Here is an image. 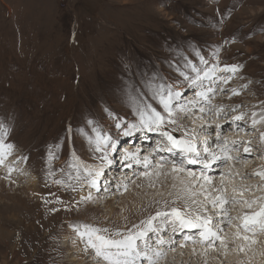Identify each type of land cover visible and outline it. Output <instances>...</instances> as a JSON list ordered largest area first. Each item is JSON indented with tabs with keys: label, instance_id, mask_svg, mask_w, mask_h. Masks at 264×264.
<instances>
[{
	"label": "rangeland",
	"instance_id": "obj_1",
	"mask_svg": "<svg viewBox=\"0 0 264 264\" xmlns=\"http://www.w3.org/2000/svg\"><path fill=\"white\" fill-rule=\"evenodd\" d=\"M197 52L208 61L207 65L200 62ZM216 53L221 68L238 65L239 70L217 71L197 87H191L176 70V65H180L189 77H194L190 68L183 67L185 59L198 68L211 67L217 62ZM154 73L176 85L183 94L182 103L199 100L187 112L178 114L177 126L166 128L178 139L190 140L195 152L168 151L170 142L158 132L134 131L124 136L116 128L117 120L108 115L110 111L125 124L135 122L133 84L136 93L144 94L145 100L162 110L158 101L150 99L151 90L145 83ZM223 78H228V82L223 83ZM209 88L213 91L207 92V99L197 95ZM221 108L223 111H218ZM241 113L244 120L235 121L233 118ZM252 113L257 114V119L264 117V0H0V121L10 126L6 142L15 146L0 165V264H107L93 249L85 250V240L76 228L82 229L87 224L108 229V234L113 236L116 232L126 235L146 229L150 217L172 206L182 212L211 213L214 230L219 228L226 241H236L232 233L240 230L235 213H242L243 208L246 213L251 211L241 201L255 198L264 203V179L255 174L264 172L261 138L264 122L253 126ZM89 120L119 143L133 140L134 145L142 144L146 155L155 156L153 162L146 159L150 162L149 173L159 168L173 169L174 173L166 172L167 176H161L159 182L151 181L149 193L142 195L147 202L140 209L134 208L133 203L127 212L121 209L126 193L140 174L120 192L124 184L122 172L128 167L123 172V179H127L125 174L129 172L128 176L132 177L134 169L126 165L127 161L125 168H119V144L108 154L111 158L117 155L111 166L118 168V174L110 171L113 174L110 181L100 176L96 187H91L85 179L84 167L77 159L74 161L75 156L91 166L101 165L103 174L108 170L101 159L102 153L95 151L89 142V137L95 136ZM250 135L258 137L254 140ZM144 138L149 142H143ZM225 142L230 149L227 154L221 152ZM245 147L250 149L248 153L244 152ZM211 153L233 158L212 160ZM138 154L135 157L141 160V153ZM162 154L170 158L176 154L193 156L155 163ZM189 159L200 162L189 164ZM206 159L213 161L208 173L202 170ZM8 161L11 172L9 168L6 170ZM240 161L251 164V170L241 168ZM73 162L79 166V180L77 170L70 166ZM181 165L184 173L188 168L199 170L190 183L180 173ZM235 169L239 174L232 171ZM201 173L210 180L201 178ZM174 174L178 175L177 180L172 179ZM55 180L64 183L57 184ZM171 181L179 187L199 182L203 191V197H198L199 210L190 209L184 195L173 197L168 193L172 191ZM100 187L101 192L97 189ZM230 189L232 192L235 189L231 200L237 199L238 204H225L227 216H222L225 214L213 209L216 207L212 199L221 195L229 197ZM89 194L91 199H85ZM109 201L111 206L107 204ZM111 209L116 211L113 217L109 216ZM162 218L157 217L152 223ZM163 221L152 224V230L148 231L151 244L154 242L150 238L158 241L164 237L165 249L170 254H181L188 243L192 246L190 239L184 238L188 235H182L187 228L181 230V237L176 236V242L169 240L173 227H168L172 224L164 218ZM164 224L162 234L158 226ZM181 239L186 240L184 245ZM139 243L143 244V240ZM223 245L217 240L212 247L195 243L188 249H209L212 261L208 264H212L218 261L214 257L225 250ZM235 249L229 248L230 253L218 262L264 264V239L257 248H247L250 255ZM190 254L193 253L188 252L187 256ZM168 255L165 253L158 260L162 262ZM181 260L180 257L178 264H182ZM169 262L163 264H175Z\"/></svg>",
	"mask_w": 264,
	"mask_h": 264
},
{
	"label": "snow or ice",
	"instance_id": "obj_2",
	"mask_svg": "<svg viewBox=\"0 0 264 264\" xmlns=\"http://www.w3.org/2000/svg\"><path fill=\"white\" fill-rule=\"evenodd\" d=\"M197 55L200 57V62L204 65L208 64V61L204 59L202 55L197 52ZM217 62L212 64L211 67L198 68L190 61L185 59L184 68H190L192 72L195 73L194 77H189L187 72L182 70L180 65H176V70L180 72V75L183 76L186 80L189 81L191 87H197L201 85L203 79H209L216 75L217 71L220 72H230L235 73L239 70L238 65L227 66L223 68L219 66L218 53ZM228 78H223V83H227ZM146 85L151 90L150 99L158 101L159 105L162 106V110H157L156 107H153L152 103H149L143 98L144 94L136 93L135 85H131V98L135 101V116L136 120L132 123L125 124L123 121H120L118 117H115L113 113L108 112L109 116H112L117 120L116 128L121 129L124 136H130L134 131H144L147 132H158L162 137H165L167 141L170 142L171 147L168 148V151H173L174 149H179L181 151L193 153L195 152V146L190 140L187 139H178L172 135L171 131L166 130V128H172V126H177V117L179 113H184L189 110L192 105L198 103V101L192 100L187 101L186 103L181 102L182 92L177 90V87L174 83H168L166 79L158 77L155 73L145 81ZM213 91L209 88L207 91H200L197 93L202 99H207V92ZM234 94H239L233 90ZM201 112L204 111L203 108L200 109ZM218 111H223L219 109ZM235 111V109H233ZM257 114L252 113V125L255 126L258 123L264 122V117L257 119ZM235 121L244 120V114L241 113L233 118ZM89 124L92 125V131L95 133L94 137H89V142L93 144L94 150L102 153L101 159L106 164H111L112 160L109 158V152H114L116 150V145L119 142L114 140L111 135L104 132L99 125L93 121L89 120ZM10 133V126L3 121H0V165L5 163V160L10 156L14 150V145L6 142V138ZM264 140V134L261 136ZM235 143V142H234ZM205 151H208L205 148ZM250 149L248 147L244 148V152L248 153ZM221 152L227 154L230 152V149L227 147L225 142L224 146L221 148ZM51 152L49 157L51 160ZM135 153L125 154L124 159H129L130 157H135ZM221 158L232 159L231 156L218 157L215 153H211V159L217 160ZM77 158L74 156V161ZM49 160V163H50ZM189 164L197 163L196 159H189ZM204 168L209 167L208 161H204ZM72 168L77 170L76 179H80L79 175V166L73 162L70 165ZM131 165H129L130 167ZM84 172L86 173L85 179L91 185V187H96L98 180L97 178L103 175L102 169H89L85 167ZM182 170V169H181ZM12 169L9 167V172ZM54 175V173H49ZM148 173H144L147 175ZM264 179V172L255 173ZM189 175H195L192 172H189ZM201 176L204 180H210L209 177L204 176L201 173ZM54 183L63 184L62 180H55ZM71 187V185H69ZM242 194V193H241ZM85 199H91V194ZM237 201L233 199L231 203H236ZM244 204H247L249 208L253 204L259 203V210L254 211L251 215H245L242 217V227L244 231H249L253 226L258 225L260 231L264 232V203H260L257 200H243L241 201ZM229 203V200L221 195L216 197L212 201L213 207H219L225 215H227L226 210H224V205ZM187 209V206H185ZM157 217H163L165 222H169L173 226V231L187 229H200V237L202 242L206 243L208 247L214 246L215 241L219 240L222 244L224 243V238L220 235L219 230H214L212 227L211 217L202 216L199 213H193L191 211L182 212L180 208L172 206L168 210L158 211L155 216L150 217L147 221L148 228L144 230H137L136 232H129L126 235H123L119 232H116L113 235L108 234V229H101L93 227L91 225L85 224L83 228H76L77 234L81 239L85 240V250L89 248L93 249L95 255L98 258L106 261L107 264H142L143 261H147L148 264H157V261L153 256H159L161 253L153 249L148 241L145 239L147 237L148 231L152 230V221ZM229 223H231V217H229ZM237 236L240 235V232L237 231ZM187 239H192V237H187ZM244 240H249L248 236L243 237ZM143 240V246H141L138 241ZM253 243L255 241H252ZM159 244H164L165 241L162 238H158ZM243 251V247L240 248Z\"/></svg>",
	"mask_w": 264,
	"mask_h": 264
},
{
	"label": "bare ground",
	"instance_id": "obj_3",
	"mask_svg": "<svg viewBox=\"0 0 264 264\" xmlns=\"http://www.w3.org/2000/svg\"><path fill=\"white\" fill-rule=\"evenodd\" d=\"M198 102H199V100H197ZM196 118V117H195ZM198 119V118H197ZM250 136H253L254 137V140L255 139H257V135H250ZM249 136V137H250ZM241 137H243V136H241ZM253 140V141H254ZM143 142H149V139H146V138H144V140H142ZM252 141V142H253ZM247 142H251V141H247ZM128 147H130L129 146V144H126ZM203 145V144H202ZM235 145V144H234ZM139 149H137V150H140V159L141 160H138L137 158H133V159H135L134 161H132L133 163H135V164H131L130 163V161L132 160H130V159H126L125 161H124V163L126 162V165H131L130 167H132L133 166V169H134V172H133V174H132V177H129L128 175H129V172L127 173V174H125V177H127V179H123V176H124V173L123 172H125V171H128L127 169H128V167L126 168V170H124L123 172H122V174H121V176H122V182H124V184H123V186L122 187H120V192H123L125 189H127V186L130 184V182L133 180V179H135L136 177H137V175L138 174H140L139 176H138V179H136V180H134L133 181V185L131 186V189H129V193L127 192L126 193V197L124 198L125 199V202H123V204H122V208L121 209H123L124 210V212H127V210L129 209L128 207H129V204L130 203H133L134 205H135V207L134 208H136V209H140L141 207H143L144 206V204L147 202V199L145 198V199H143V196L146 194V193H149V185H151V181H156V182H159V179L161 178V176H163V175H166L167 173H174V171H172L173 169H169V170H165L164 168L163 169H160L159 168V170H157V171H153L152 173H149V170L147 169V164H149L151 161L153 162V158L155 157L153 154H149V155H146V153H144V151H145V149H141L140 147H138ZM130 149H131V147H130ZM240 150V149H239ZM208 152V151H207ZM242 153V152H241ZM119 155V154H118ZM186 154H176V155H173L171 158L169 157V156H166L165 154H162V156H161V159H156L155 161V163H161L162 161H168V162H170V160H173V159H176V158H181V159H183V160H186V159H188V158H191L193 155H191V157L190 156H185ZM116 156L117 155H114L112 158H111V156L109 155V158L111 159V160H113V158L115 157L116 158ZM151 156V157H150ZM176 156V157H175ZM211 156V155H210ZM240 156H241V154H240ZM142 158H144V159H142ZM151 159L150 160V162H148V161H146V159ZM205 158V157H204ZM153 159V160H152ZM77 160H78V162L85 168V167H87V168H89V169H98V168H103V166H91V165H89V163H87V162H85V161H83L82 159H79V158H77ZM116 160V159H115ZM205 161H207V159L205 160ZM209 161V160H208ZM140 162L142 163V164H140ZM200 161H197V163H199ZM216 162V161H215ZM115 163V162H114ZM183 163V162H182ZM197 163H195V164H197ZM209 164H211V166L213 165V161H211L210 160V162H208ZM217 163H219V161L217 162ZM7 168H6V170L9 168V166L11 165V162H7ZM106 165L107 164H104V166H105V169L106 168H108V170H105V172H104V176L107 174V172L109 173L110 171H113V168H109V167H106ZM126 165L124 166V165H122V167L124 166V168L126 167ZM135 165V166H134ZM164 165V164H163ZM194 165V164H193ZM239 165H241V168H247L248 170H251V164H246L245 165V162H243V161H240V163H239ZM165 166V165H164ZM183 168H180V169H182V170H179V168L177 169V170H179L180 171V173L181 174H183L184 172H185V169H184V166L183 165H181ZM216 167H217V165H215L214 167H213V170H216ZM188 168V167H187ZM197 168V167H196ZM196 168H188L187 169V172L186 173H184V178H187V180L189 181L188 183H190L191 182V179H193V178H195L194 177V175H189V172H192V173H194V174H198V172H199V170L197 169L196 171H195V169ZM246 169V170H247ZM175 170V169H174ZM202 170H205L206 171V173H208V172H211V168L210 167H208L207 169H205L204 168V163L202 164ZM220 170V169H219ZM102 171H104V170H102ZM224 171H226V170H224ZM232 171H234L236 174H239L238 172H237V170L235 169V170H232ZM135 172H137V174H134ZM167 172V173H166ZM248 172V171H247ZM114 173H115V171H114ZM113 173V174H114ZM144 173H148L147 175H144ZM177 173V172H176ZM168 174V175H169ZM131 175V174H130ZM225 175V174H224ZM167 176V175H166ZM197 176H200V175H197ZM240 176V175H239ZM238 176V177H239ZM245 176V175H244ZM164 177V176H163ZM178 178V175H176V174H174V175H172V179H175V178ZM235 177V176H234ZM177 178H176V180H177ZM201 178H203L202 176H201ZM225 178V177H224ZM240 178V177H239ZM101 179H102V177H101ZM226 179V178H225ZM228 179V178H227ZM98 180V179H97ZM112 180V179H111ZM124 180V181H123ZM203 180V179H202ZM216 181V180H215ZM161 182V181H160ZM172 183H170L169 184V186L172 188V191L171 192H168L169 194H172V196L173 197H175V196H177V195H179V194H182V195H184V198H183V200H184V202H185V204L186 205H188L189 207H190V209H192L194 212L195 211H197V210H199V208L201 207V202H200V199H198V197H201L202 196V194H203V191H201L202 190V187L200 186V184H199V182L198 183H193L192 185H190V184H186V186H184V187H179L176 183H174V181H171ZM211 182V181H210ZM217 182V181H216ZM218 182H222V181H218ZM99 183H102V180H100V182ZM150 183V184H149ZM178 183V182H177ZM224 183H226L225 182V180H224ZM241 183V182H240ZM111 184V183H110ZM210 184V183H209ZM223 184V183H222ZM237 184V183H236ZM155 185V184H154ZM163 185V184H162ZM182 185V184H181ZM212 185V184H211ZM234 185V184H233ZM239 185H241V184H239ZM238 185V186H239ZM111 186H113V184H111L110 185V187ZM157 186V184L154 186V187H156ZM198 186H200V188L198 189V190H195ZM250 186V185H249ZM102 187V186H101ZM101 187L100 188H97L98 190H99V192H101ZM167 187V186H166ZM214 187V186H213ZM242 187V186H241ZM153 188V187H152ZM236 188V187H235ZM107 189H109V187H107ZM106 189V190H107ZM241 189V188H240ZM250 189V188H249ZM253 189H255V188H253ZM142 190H144V191H142ZM146 190V191H145ZM153 190V189H152ZM221 190V189H220ZM256 190V189H255ZM155 191H156V189H155ZM136 193V196H133V195H131V194H133V193ZM233 192H235V189H234V191ZM233 192H232V190L230 189V190H228L227 191V193L228 194H230V196L229 197H226L228 200H229V203L233 200H231V198H234V194H233ZM218 193V192H217ZM216 193V194H217ZM257 193V192H256ZM215 194V193H214ZM143 195V196H142ZM168 195V194H167ZM219 195V194H218ZM231 195H232V197H231ZM259 195H261V194H259ZM139 196V197H138ZM212 196H213V193H212ZM237 196V195H236ZM145 197V196H144ZM203 197V196H202ZM207 197H209V195L207 196ZM214 197H216V195L214 196ZM254 197V196H253ZM255 197H257V196H255ZM261 197V196H260ZM264 198V197H263ZM214 199V198H213ZM212 199V200H213ZM243 199V198H242ZM261 199V198H260ZM235 200H237V199H235ZM247 200L248 201H252V200H257V199H255V198H253V199H250V198H247ZM114 201V200H113ZM239 201H240V199H239ZM260 201V200H259ZM112 202V201H111ZM237 203V202H236ZM240 203V202H239ZM242 203V202H241ZM107 204H110V206H111V203H110V201L109 202H107ZM228 204V203H227ZM232 204H234V203H232ZM238 204V203H237ZM234 206V205H233ZM99 207V206H98ZM94 208V207H93ZM95 208H97V207H95ZM110 208V207H109ZM227 208V207H226ZM214 210H216V211H218V212H216V213H221V214H224L220 209H218V207H216V208H213ZM212 209V210H213ZM239 210H241L242 208H238ZM248 209H249V207H248ZM132 210V209H131ZM134 210V209H133ZM235 211L237 210V209H234ZM250 210L251 211H249L248 213H246V211H245V209L243 208V212L241 213V212H236L235 213V215H236V218H237V220L238 221H236V224H237V228H238V230H240V235L239 236H237L236 235V233H237V231L235 230V232L234 233H232V232H230V234L232 233V235H233V237L234 238H236V241H226V239L224 238V245L223 246H225V250H222V252H220V254L219 255H217L218 257H214V259L215 258H217L218 259V261L219 260H221V259H223V258H225L227 255H228V253H230L229 251H228V249L229 248H237V249H235V250H239L240 252H241V250H240V248L241 247H243V251L242 252H245V254L247 253V254H249L250 255V253H249V251H247V248L248 247H255V248H257V246L258 245H260L261 243H262V241H263V239H264V232H262V231H260V229H259V226L258 225H256V226H253L252 227V229L251 230H249V231H244V229H243V227H242V224H243V221H242V215H251L254 211H258L259 210V204L257 205V207H252V208H250ZM115 213H116V211L115 210H113V209H111L110 210V214H109V216H111V217H113L114 215H115ZM201 214H202V216H206V217H210V214L211 213H207V212H200ZM222 216H227V215H222ZM230 216V215H229ZM232 217H234V216H232ZM219 219H217L218 221H220V217H218ZM229 218V217H228ZM211 220H212V218H211ZM157 222H161V223H158V224H163L162 222H164L163 221V218L162 219H160V221H157ZM156 222V223H157ZM156 223H154V224H156ZM153 224V223H152ZM153 224V225H154ZM170 224V223H169ZM157 226V225H156ZM217 226H219V222H218V224H217ZM153 227V226H152ZM158 227H160V229H158V230H162L163 232H162V234L164 233V227H166L165 226V224L164 225H159ZM168 227H170V228H172L173 226L172 225H169ZM220 227H221V225H220ZM222 227H223V225H222ZM148 228V227H147ZM146 228V229H147ZM155 229V228H154ZM215 229V228H214ZM235 229V228H234ZM172 230V233H171V235H170V233H169V240H171L172 242L173 241H175V238H176V236L177 235H179V237H181L180 235L183 233V231L181 232V230H177V231H173V229H171ZM170 230V231H171ZM216 230H217V228H216ZM218 230H219V228H218ZM201 230L200 229H187V231H186V234L185 235H188V237L189 236H191L192 237V239H190V245H192V246H194V244L195 243H197V244H203L204 242H202V238L200 237V236H198L199 235V232H200ZM149 234H151V233H148L147 234V237H146V239H147V241H148V239H149V237H148V235ZM165 234L167 235L168 234V230L165 232ZM194 235H197L196 236V238L198 239H195L194 238ZM244 236H248L250 239L249 240H244L243 239V237ZM155 238V237H154ZM185 238H187V236H185ZM162 239L164 240V237H162ZM179 239V238H178ZM177 239V240H178ZM154 241V243H150L149 241H148V243L151 245V247L153 248V249H156V250H158L160 253H161V255H159V256H153V258H155L156 259V261L158 260V259H160V258H162L163 256H164V254L165 253H167V254H169L168 256H166L167 258L164 260H162V262L161 261H159V262H161L160 264H163V261H170V262H174L175 264H178L179 263V258L181 257L182 258V264H199L200 263V261L203 263V262H205V263H207L208 264V262L210 263L211 261H212V259H211V256H210V251H208L209 249H202V250H200V251H189V249L188 248H191L192 246H188V244H187V246L185 247V251L184 252H182L181 254H177V253H174V254H170L169 252H168V249H165L166 248V246L167 245H165L164 244V246H163V244H159L158 243V241H155V240H153V237L152 238H150V241ZM182 240V239H181ZM195 240L197 241V242H195ZM180 241V240H179ZM179 241H178V243H179ZM198 241H199V243H198ZM252 241H255L254 243L252 242ZM139 242H141V241H138V243ZM172 242H170V243H172ZM176 242V241H175ZM186 242V240H182V242H181V244L183 243V245H184V243ZM193 242H195V243H193ZM141 246H143V244H141V243H139ZM215 244V243H214ZM217 244V243H216ZM221 246V245H220ZM250 249H252V248H250ZM231 250V249H230ZM188 252L189 253H193V254H190V255H192V256H190V255H188L187 256V254H188ZM182 254H185L186 256H183L182 257ZM246 254V255H247ZM253 254L254 253H252V257H253ZM248 255V256H249ZM203 258H204V260H203ZM249 258V257H248ZM174 259V260H173ZM195 261H194V260ZM213 259V260H214ZM83 260V259H82ZM173 260V261H172ZM193 260V261H192ZM230 259L229 258H227V262H230L229 261ZM241 260H244V259H241ZM212 262V264H221L222 262ZM261 261V260H260ZM169 262V263H170ZM233 263H236L235 261H233ZM260 263H262V262H260ZM142 264H144V263H142Z\"/></svg>",
	"mask_w": 264,
	"mask_h": 264
}]
</instances>
